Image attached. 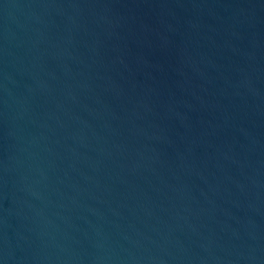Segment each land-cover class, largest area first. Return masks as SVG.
I'll return each mask as SVG.
<instances>
[{"label": "water", "instance_id": "95a60500", "mask_svg": "<svg viewBox=\"0 0 264 264\" xmlns=\"http://www.w3.org/2000/svg\"><path fill=\"white\" fill-rule=\"evenodd\" d=\"M0 264H264V0H0Z\"/></svg>", "mask_w": 264, "mask_h": 264}]
</instances>
